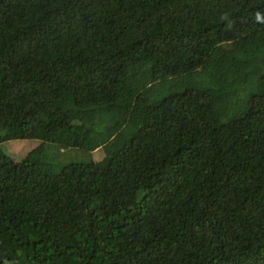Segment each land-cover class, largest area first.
Instances as JSON below:
<instances>
[{"label": "trees", "instance_id": "1", "mask_svg": "<svg viewBox=\"0 0 264 264\" xmlns=\"http://www.w3.org/2000/svg\"><path fill=\"white\" fill-rule=\"evenodd\" d=\"M35 135L0 264H264V0H0V144Z\"/></svg>", "mask_w": 264, "mask_h": 264}, {"label": "rangeland", "instance_id": "2", "mask_svg": "<svg viewBox=\"0 0 264 264\" xmlns=\"http://www.w3.org/2000/svg\"><path fill=\"white\" fill-rule=\"evenodd\" d=\"M40 139H41L40 136L35 135L32 138L25 137V138H22L19 140L7 141V142L0 144V152L3 151V152H6L7 154H10L12 157L21 158L30 149L31 145ZM76 150H78V149H74V151H72V152L69 151L67 153V156L69 158L68 161H70V159L81 160V159L86 158L87 155L85 152H83L81 150H79V152H78ZM103 153H104V151H103ZM101 155L102 154H100V151H99V152H95L93 154V157L98 159V158H100Z\"/></svg>", "mask_w": 264, "mask_h": 264}]
</instances>
